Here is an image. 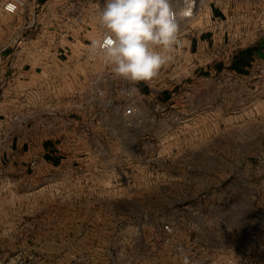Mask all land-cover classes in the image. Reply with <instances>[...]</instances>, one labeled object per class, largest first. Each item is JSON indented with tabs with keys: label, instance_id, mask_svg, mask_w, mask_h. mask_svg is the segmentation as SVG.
I'll use <instances>...</instances> for the list:
<instances>
[{
	"label": "rangeland",
	"instance_id": "obj_1",
	"mask_svg": "<svg viewBox=\"0 0 264 264\" xmlns=\"http://www.w3.org/2000/svg\"><path fill=\"white\" fill-rule=\"evenodd\" d=\"M3 1L5 63L4 53L21 49L22 33L4 27L19 17L5 13ZM50 3L29 32L45 54L60 48L75 23L100 38L106 0ZM90 46L76 47L89 57L79 62L74 87L64 82L53 99L46 84L30 100L47 110L75 93L77 148L92 154L31 178L18 172L16 180H0V264H182L184 255L190 264H228L231 246L264 217V50L242 73L226 67L200 75L216 60L196 61L186 46L171 51L151 80L133 84L115 77ZM132 88L139 90L129 95ZM129 100L135 118L122 114Z\"/></svg>",
	"mask_w": 264,
	"mask_h": 264
},
{
	"label": "crops",
	"instance_id": "obj_2",
	"mask_svg": "<svg viewBox=\"0 0 264 264\" xmlns=\"http://www.w3.org/2000/svg\"><path fill=\"white\" fill-rule=\"evenodd\" d=\"M258 1L261 0H212L209 7L213 13L222 14L228 9V5L246 6ZM49 3L50 0H41L36 8L27 6L15 14L7 13L12 17H19V20L7 22L4 27L8 30L18 29L22 34L17 40L21 49L3 54L6 71H14L13 82L3 91L0 90V126L4 125L10 133L0 152V180L3 181L16 180L18 172H21V178L41 175L46 170H55L64 164L73 165L78 159L92 154L91 149L77 148L78 140L83 138L76 132L75 117L70 115V105L75 93L68 92L67 99H63V106L56 104L47 110L36 108L30 100L31 95L38 93L46 84L53 91V99L55 93L59 94L64 82L74 87L78 64L87 61L89 57L86 53L77 52L76 47L85 49L95 39L87 29L75 23L70 28L68 37L60 39V48L45 54L37 39L29 37V32L39 28L41 22L38 17L44 15L51 4ZM185 39L188 42L186 46L193 50L196 46H205L208 36L191 33ZM10 41L13 46L15 42ZM263 50L264 37L237 50L229 59L201 66L196 73L214 74L226 67L242 73ZM84 94L87 95L80 93V98ZM88 98H84L85 107L92 105ZM122 99L123 97L108 100L107 104L111 105L114 101L118 103ZM56 100L61 101V96H57ZM231 248L229 252L235 260L241 259L244 264H264V217L261 218L259 227L251 229L240 245H232Z\"/></svg>",
	"mask_w": 264,
	"mask_h": 264
},
{
	"label": "clouds",
	"instance_id": "obj_3",
	"mask_svg": "<svg viewBox=\"0 0 264 264\" xmlns=\"http://www.w3.org/2000/svg\"><path fill=\"white\" fill-rule=\"evenodd\" d=\"M179 2L177 10L172 0H106L98 17L102 36L92 40L91 49L112 66L115 77L133 84L151 80L172 58L181 21L191 13V0ZM182 264H190L187 255Z\"/></svg>",
	"mask_w": 264,
	"mask_h": 264
},
{
	"label": "built area",
	"instance_id": "obj_4",
	"mask_svg": "<svg viewBox=\"0 0 264 264\" xmlns=\"http://www.w3.org/2000/svg\"><path fill=\"white\" fill-rule=\"evenodd\" d=\"M41 0H4L1 9L5 13L15 14L20 9L30 6L36 8ZM212 0H208L210 3ZM206 0H191V13L184 18V26L187 31H178L176 43L173 45V52L178 53L186 47L184 38L187 34L197 30V34L209 31L207 44L196 46L191 51L193 59L196 61H208L229 59L239 49L249 46L264 37V0L247 4L246 6H227L228 9L222 14L210 11L205 14L204 6ZM181 6L179 0H172V7L177 9ZM203 19L204 22L199 26L189 25L190 21ZM102 36V35H101ZM100 36V38H101ZM99 38V39H100ZM20 44L21 41L19 42ZM16 44L15 46H17ZM21 47V46H20ZM17 48V47H16ZM14 71H6L2 56L0 54V90L3 91L8 84L13 82ZM123 116L135 118L137 108L132 100L124 104ZM9 129L4 125L0 126V152L9 138ZM164 228H168L165 224ZM228 264H244L241 259L234 256L230 258Z\"/></svg>",
	"mask_w": 264,
	"mask_h": 264
}]
</instances>
